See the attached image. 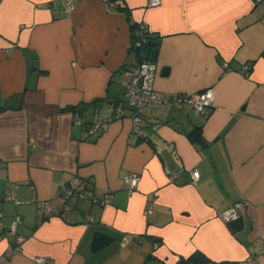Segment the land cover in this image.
<instances>
[{
  "label": "crops",
  "instance_id": "0c3cea01",
  "mask_svg": "<svg viewBox=\"0 0 264 264\" xmlns=\"http://www.w3.org/2000/svg\"><path fill=\"white\" fill-rule=\"evenodd\" d=\"M114 3L124 10L104 0H73L69 12L65 0H0V264H178L194 252L204 264H264V4ZM127 15L156 38L148 59L160 96L211 87L206 115L149 102L133 137L124 69L139 58ZM119 104L122 119L85 136ZM129 173L139 175L131 193ZM72 181L85 197L65 208ZM236 201L239 218L221 220ZM16 216L23 241L7 257ZM125 233L141 238L120 246ZM96 234L108 241L93 250Z\"/></svg>",
  "mask_w": 264,
  "mask_h": 264
},
{
  "label": "built area",
  "instance_id": "2783aa9c",
  "mask_svg": "<svg viewBox=\"0 0 264 264\" xmlns=\"http://www.w3.org/2000/svg\"><path fill=\"white\" fill-rule=\"evenodd\" d=\"M109 6H112L110 0H104ZM161 0H147L148 6H157ZM255 3L264 4V0H254ZM66 11L69 12L73 7V0H65ZM140 32L145 31L146 28L143 24L139 23ZM141 41L138 40L134 42L135 46H141ZM246 66L241 67V72H245ZM156 73V64L154 61L141 59L134 65L124 69V74L126 76L125 82V104L130 108V119L132 121L133 137L137 138L141 134V110L149 102H166L176 107H190L191 110L199 114H207V109L212 105L213 89L211 87L204 88L198 92L189 93H175L169 99H164L160 96L159 91L154 86V78ZM125 116L123 105L119 104L114 107L113 110L103 112L92 119L85 126V136L97 135L107 130L110 123L113 120H120ZM190 182L195 183L198 178V173L196 170H191L190 172ZM169 179L173 180L174 176L169 175ZM124 181L128 184L127 191L131 193L137 186L139 181V175L137 173H129L124 177ZM88 186V183L84 184ZM65 208L69 207V199L72 197H85L83 189L77 187L76 182L72 181L66 188L63 189ZM149 205L145 209V213L148 214L151 211V207L154 204L152 198H149ZM242 206L241 201H236L230 204L226 209L218 212V217L224 222L230 223L239 218V210ZM49 214L50 208L45 207L44 210ZM2 213L0 212V218ZM88 218H90L87 215ZM20 217L16 216L14 220L7 226V230L14 235V243L9 245L5 255L7 257L13 255L19 251L23 238L17 234V223ZM141 237L132 234L125 233L119 240L120 246H127L132 242L139 240ZM158 243H154V247ZM37 263H43L47 261L46 257L37 256L35 258Z\"/></svg>",
  "mask_w": 264,
  "mask_h": 264
},
{
  "label": "trees",
  "instance_id": "16d2710c",
  "mask_svg": "<svg viewBox=\"0 0 264 264\" xmlns=\"http://www.w3.org/2000/svg\"><path fill=\"white\" fill-rule=\"evenodd\" d=\"M113 4L111 6L112 9H119V10H124V8L119 7L118 5H116L114 3V0H110ZM128 17V21H129V27L131 30V50L135 51L139 60L141 59L140 56V49L141 47L146 44V42L148 41H156L154 38L147 30L140 32V28H139V23L134 22L133 20H131V18L129 17V15H127ZM140 40L141 46H135L134 42ZM148 50V54H149V59H152L155 55L156 52V45L155 46H151V47H147ZM67 109H75L74 105H69L66 107ZM192 134V138L194 140V142H196V144H199L201 139H200V134L198 133V131L196 130L195 132L191 133ZM236 221V220H235ZM232 221V222H235ZM108 239L100 234H96L93 237L92 240V248L93 250H96L98 248H100L101 246H103L105 243H107ZM186 261L188 262H192L194 264H204L207 260L205 258V256L200 253V252H194L188 259L186 260H181L178 264H185Z\"/></svg>",
  "mask_w": 264,
  "mask_h": 264
},
{
  "label": "water",
  "instance_id": "95a60500",
  "mask_svg": "<svg viewBox=\"0 0 264 264\" xmlns=\"http://www.w3.org/2000/svg\"><path fill=\"white\" fill-rule=\"evenodd\" d=\"M157 45V42L156 41H148L146 42V44H144L141 49H140V56L144 59H147L149 57V54H148V50H147V47H151V46H155ZM193 111H191L189 113V116H192L193 115Z\"/></svg>",
  "mask_w": 264,
  "mask_h": 264
}]
</instances>
